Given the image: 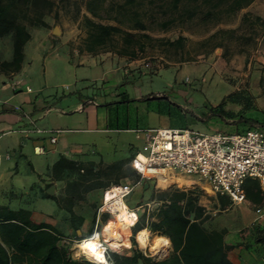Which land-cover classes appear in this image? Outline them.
<instances>
[{"label": "crops", "instance_id": "1", "mask_svg": "<svg viewBox=\"0 0 264 264\" xmlns=\"http://www.w3.org/2000/svg\"><path fill=\"white\" fill-rule=\"evenodd\" d=\"M43 20L51 25L49 19L43 17ZM26 28L30 38L23 45V58L19 70L15 72L0 70V155L3 152L5 154V159L0 158V204L7 205L14 210L19 208L29 210L30 219L33 222L52 227L61 235L57 244L69 249V244L87 237L94 230L97 206L101 202L104 189L110 185L135 183L133 190L125 198V203L136 209L138 215L143 212L149 213L158 206L167 204L174 193L183 192L184 196L179 198L178 203L183 205L187 198H192L195 208L196 206L201 207L200 217L196 218V221L202 220L201 225L207 231L222 233L224 243L229 245L227 256L233 264H264V192L256 178L246 177L244 179L245 199L241 203H233L228 195L212 192L207 184L196 176L170 174L166 179H140L130 164L132 156L139 150L137 144L133 142H127V146L124 148L127 149V152L123 153H118L116 146H113L109 155V152L101 153L102 150L98 143H88L75 137L77 132L93 130L105 134L104 137L100 136L102 142L99 143L109 144V138L106 134L108 131L116 133L134 132L136 128L133 127L118 126L117 123L114 127L110 126L114 120L117 121V117L111 118L107 110L112 108L110 104L115 100L100 101L98 97H106L108 93L113 92L114 89L112 88L106 91L110 84L125 81L126 68L123 65L125 63L131 65L137 61V58L119 56L111 51L92 54L81 48L79 50L72 47V38L66 32L62 30H59V33L57 30L54 32L55 27L27 26ZM64 47L68 51L70 61L73 60L74 55L78 57L76 65L96 66L100 69L95 78L85 77L84 79L99 83L102 92L100 95L86 94L84 96L85 102H77L73 108L67 107L58 111L50 107V102H56L59 97L57 95L44 96L40 94V91L33 94V90L22 78L21 73L26 60L30 59L29 52L40 48L57 51L60 48L64 49ZM12 54L11 35L0 37V61L11 60ZM161 71L163 70L158 72ZM151 75L144 74L141 77ZM126 76H131L132 79L135 77L134 73H129ZM76 79L82 81L80 78ZM185 80L188 81L189 76H186ZM16 81L19 83L13 88V83ZM26 87H29L30 91H26ZM136 91L134 98L138 100L161 98L155 96L160 92ZM78 96L83 97L80 93ZM208 102L211 101L205 98L203 103L214 106L220 101L216 104H209ZM88 103L93 105L86 108L85 105ZM13 105H19L21 110H14ZM101 106L105 107L101 109ZM37 110L39 116L46 120L42 124V131L23 134L20 127L22 125V128L29 127V119H32L33 124L37 127L36 123L38 124V122L36 120L40 119V117L35 119ZM26 114L29 118L24 116ZM50 114L54 116L51 119L49 118ZM216 118L219 119V117ZM83 120L86 123L94 120L100 126L91 129L72 126L73 123H79ZM15 125L18 126L20 132L17 129H11V126ZM45 127H50L52 130L48 131ZM77 129L80 131L75 132L74 130ZM234 129L235 131L232 132L220 131L226 133L241 131L237 127ZM10 131L21 133L24 138L34 134L35 137L31 139L30 143L32 152L40 156H48V162L40 168H35L32 163L27 161L23 151L24 147L28 146L25 139L9 137V139L1 142L2 138ZM50 137L55 138L54 142L50 141ZM45 138L48 139V142H45ZM135 139H138L142 145L143 136L135 137ZM107 155L110 158H106ZM12 159L14 164L9 162ZM19 159L25 160V163L27 161L28 172L34 176V180L27 184L3 185L8 173L13 171L10 177L18 175L17 160ZM168 179L169 181L163 183ZM256 208L262 209V213H257ZM193 211H195L194 208L184 212L190 221L194 220ZM107 215V213L101 215L99 226L105 223ZM144 229L148 231L147 228ZM158 236L160 235H155V237ZM164 237L169 243L167 249L169 253L172 249L171 243L166 236ZM131 249L132 247L125 252L130 253ZM107 264L109 263L107 262Z\"/></svg>", "mask_w": 264, "mask_h": 264}, {"label": "rangeland", "instance_id": "2", "mask_svg": "<svg viewBox=\"0 0 264 264\" xmlns=\"http://www.w3.org/2000/svg\"><path fill=\"white\" fill-rule=\"evenodd\" d=\"M52 1L54 2L53 7L44 15V18L49 19L51 22V25L47 24V26L49 28L57 27V33H59V30L66 32L72 38V47L80 50L82 39L85 36L82 16L88 14L84 4L86 0ZM115 1L121 2L123 0ZM157 3L154 5L153 11L155 18L160 20L163 15L157 8ZM244 12L259 15L264 20V0H254L249 6L235 13L230 21L221 24V26H237ZM147 31L155 39H175L182 34L188 37V41L182 50L176 51L172 47H164L157 40H154L143 53L139 54L136 62L131 65L126 63L123 65L126 68L125 81L110 84L106 91L112 88L114 89L112 90L113 92L111 94L108 93L106 97H98L100 101L115 100L110 104L112 108L107 110L111 118L115 119L117 117V121L114 120L110 126L114 127L116 123L118 126H129L136 129L159 126H187L206 132L220 130L232 132L237 127L242 132L248 124L240 121L239 117L250 116L264 120V31L258 36L255 48L246 53H236L233 51L234 47L231 44L232 46H230L226 57L223 56L222 48L203 53L204 49H201L196 42L204 37L206 31L195 22L174 25L165 30L154 22ZM28 55L30 59L26 60L21 76L33 90V94L40 91V94L44 96L57 95L59 97L56 102L50 100V107L54 110L60 111L62 108H73L75 103L85 102L84 96L86 94L100 95L102 92L99 83L84 79L85 77L95 78L96 74H99L100 69L96 66L76 65L78 57L74 55L73 60L70 61L65 47L57 51L35 49L29 52ZM160 70L163 71L158 72ZM129 73H134L135 77L132 79L131 76H126ZM153 73L157 74L151 75ZM144 74L151 76L141 77ZM186 76H189L188 81L185 80ZM76 78H80L82 81ZM135 89L139 92H160L157 95L161 94L162 97L138 100L134 98ZM77 92L83 97H79ZM127 98L129 99L127 100ZM205 98L211 101L208 102L209 104H216L223 100L221 107L225 111L223 118H209L205 114L207 106V104L203 103ZM91 105L93 104L88 103L85 107L89 108ZM13 106L20 107L19 105ZM103 107L105 106H101V109ZM37 117H40L38 110L35 119ZM51 117L54 116L50 114L49 118L51 119ZM36 121L38 122L36 126L42 130V124L46 120L40 117ZM73 124L72 126L75 128L91 129L100 126L94 120L88 123L83 120ZM233 125L236 127H231ZM22 126L20 127L21 129L26 128H22ZM45 128L48 131L52 130L50 127ZM11 129L18 130L19 128L15 125L11 126ZM77 133L75 137L80 138L78 140L98 143L103 154L109 152L110 155L113 146H116L118 153L127 152V149H124L127 146V142L137 144L139 150L141 147L139 140L135 139V132L132 131L120 133L108 131L106 134L109 138V144L99 143L102 142L100 136L104 137V133L100 134L93 130ZM23 134L10 131L2 138L1 142L9 139V137L25 139L28 143V146H25L23 150L26 154V160L32 163L35 168H40L48 162L49 158L48 156H40L32 152L30 143L31 139L35 137L34 134H30L28 138H24ZM45 139V142H48V139ZM0 158L5 159L4 152L1 153ZM106 158L110 157L107 155ZM27 161L25 163L23 159L17 160L18 175L10 177L13 171L8 173L3 185L27 184L33 181L34 176L28 172ZM9 162L14 164L13 159ZM167 181L169 179L164 182L161 180L163 183ZM148 231V243H153L157 234ZM131 235L130 228L128 234L127 227L122 240L116 242L105 235L103 229L99 232V236L105 239L106 249L119 252H125L133 247ZM135 241V247L155 259L163 258L169 251L166 253H162V251L154 252L150 249V246L141 247L136 238ZM68 246L72 258H86V255L79 250L77 242H72Z\"/></svg>", "mask_w": 264, "mask_h": 264}, {"label": "trees", "instance_id": "3", "mask_svg": "<svg viewBox=\"0 0 264 264\" xmlns=\"http://www.w3.org/2000/svg\"><path fill=\"white\" fill-rule=\"evenodd\" d=\"M253 1L86 0L84 4L89 15L82 16L85 36L80 48L87 53L111 51L135 59L151 42L157 40L162 46L179 51L188 37L180 34L175 39H155L147 30L154 22L163 30L195 22L206 31L204 37L196 42L204 49L203 53L222 48L226 57L232 45L234 52L246 53L255 48L258 36L264 31V20L259 15L244 12L237 26L221 24L230 21L235 13ZM156 2L163 15L160 20L154 16ZM53 4L52 0H0V37L10 34L13 49L11 60L0 61V70H19L23 45L30 38L26 27L47 26L43 17ZM222 103L223 100L214 106L207 105L205 114L209 118H223L225 111L221 108ZM239 120L248 124L244 130L256 125L264 127V120L256 117H239ZM183 196V192L174 193L167 204L149 213L137 214V220L130 228L134 246L131 252L106 249L105 260L109 264H233L227 256L229 245L224 243L222 233L207 231L201 225L202 220L196 221L200 217L201 207L195 208L192 198H187L183 205L178 203ZM193 208L194 220L190 221L184 212ZM70 214L73 215L72 212ZM107 219L108 215L105 223ZM144 228L169 239L172 249L168 255L155 259L135 247L136 235ZM60 239L61 235L52 227L33 222L29 210H14L0 204V264H97L88 256L72 258L68 248L57 244Z\"/></svg>", "mask_w": 264, "mask_h": 264}, {"label": "built area", "instance_id": "4", "mask_svg": "<svg viewBox=\"0 0 264 264\" xmlns=\"http://www.w3.org/2000/svg\"><path fill=\"white\" fill-rule=\"evenodd\" d=\"M18 83H13V88ZM25 89L30 91L29 87ZM13 108L21 110L18 106ZM24 116L28 117L27 114ZM29 124V127L21 129L25 135L42 131L35 127L32 119H29ZM134 132L136 137L143 136L140 150L130 161L140 179H156L162 173L196 176L212 192L228 195L233 203H241L245 199L243 181L246 177L256 178L264 192V127L261 125L234 133L203 132L188 127H153L134 129ZM54 140L50 137L51 142ZM134 186L135 183H118L104 189L96 209L93 234L77 242L99 236L104 225L99 226L101 215L107 213L108 221L119 207L125 209L133 225L137 220V211L125 203V198ZM261 210L256 208L257 213H262ZM104 240L99 236L105 254Z\"/></svg>", "mask_w": 264, "mask_h": 264}, {"label": "bare ground", "instance_id": "5", "mask_svg": "<svg viewBox=\"0 0 264 264\" xmlns=\"http://www.w3.org/2000/svg\"><path fill=\"white\" fill-rule=\"evenodd\" d=\"M167 177L168 175L166 173H162L161 176H159L161 179H166ZM132 223L133 221L128 217L125 209L119 207L114 211V216L104 223L102 228L103 233L113 241H120L122 240L123 234L127 231V227L129 233V228H131ZM136 240L141 247L150 246V249L154 252L162 251L163 253L169 248L168 241L162 235L156 237L153 243H148L147 231L145 229L138 231ZM78 246L79 250L94 262L98 264H107V261L104 258V245L100 244L99 236L80 241Z\"/></svg>", "mask_w": 264, "mask_h": 264}, {"label": "water", "instance_id": "6", "mask_svg": "<svg viewBox=\"0 0 264 264\" xmlns=\"http://www.w3.org/2000/svg\"><path fill=\"white\" fill-rule=\"evenodd\" d=\"M55 30H57V27L54 28V32H55ZM155 96L162 97V95H155ZM152 182H153V180H152Z\"/></svg>", "mask_w": 264, "mask_h": 264}]
</instances>
